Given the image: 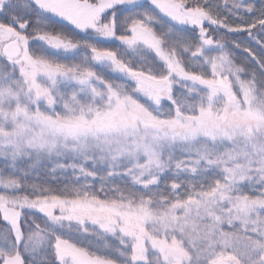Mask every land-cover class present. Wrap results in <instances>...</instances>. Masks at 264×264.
<instances>
[{
  "label": "snow or ice",
  "instance_id": "obj_1",
  "mask_svg": "<svg viewBox=\"0 0 264 264\" xmlns=\"http://www.w3.org/2000/svg\"><path fill=\"white\" fill-rule=\"evenodd\" d=\"M0 264H264V0H0Z\"/></svg>",
  "mask_w": 264,
  "mask_h": 264
},
{
  "label": "rangeland",
  "instance_id": "obj_2",
  "mask_svg": "<svg viewBox=\"0 0 264 264\" xmlns=\"http://www.w3.org/2000/svg\"><path fill=\"white\" fill-rule=\"evenodd\" d=\"M53 23H57V22H54L53 21ZM106 46H115L114 44H112V45H106ZM238 55H242V56H244V55H247L246 53H239L238 52ZM253 64H254V62H253ZM98 70H99V68H98Z\"/></svg>",
  "mask_w": 264,
  "mask_h": 264
},
{
  "label": "trees",
  "instance_id": "obj_3",
  "mask_svg": "<svg viewBox=\"0 0 264 264\" xmlns=\"http://www.w3.org/2000/svg\"><path fill=\"white\" fill-rule=\"evenodd\" d=\"M52 21H54V22H58V18H56V17H52Z\"/></svg>",
  "mask_w": 264,
  "mask_h": 264
}]
</instances>
